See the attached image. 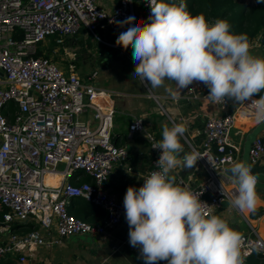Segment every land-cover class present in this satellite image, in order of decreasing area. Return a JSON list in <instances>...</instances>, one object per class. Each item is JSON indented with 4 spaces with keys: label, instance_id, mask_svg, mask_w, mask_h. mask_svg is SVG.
<instances>
[{
    "label": "built area",
    "instance_id": "obj_1",
    "mask_svg": "<svg viewBox=\"0 0 264 264\" xmlns=\"http://www.w3.org/2000/svg\"><path fill=\"white\" fill-rule=\"evenodd\" d=\"M234 1L244 7L257 4V0ZM139 2L141 11L135 10L133 0H0V262L11 255L25 262L39 247L50 248L73 235L105 237L125 217L123 202L105 189L114 165L127 158L126 147L112 140L114 93L96 84L95 70L79 74L76 51L64 72L50 57L38 54V47L49 37L61 45L84 29L94 40L114 49L119 58L135 65L131 46L124 49L116 44L127 29L116 22L130 16L150 22L149 0ZM250 43L256 46V42ZM208 92L203 83L194 82L180 94L149 93L147 97L163 111L165 100L175 104L186 100L210 103L220 112L206 115L199 141L193 135L182 137L189 152L200 154L197 162L204 169V179L194 187L181 177L177 181L201 194L200 199L208 204L206 215H216L233 198L224 173L240 150L232 133L241 135L238 127L256 122L247 105L250 101L214 103ZM87 112L92 113L94 124L79 119ZM187 119L180 116L178 124L187 126ZM128 130L143 131L142 119L135 118ZM146 138L151 157L142 185L152 172L159 171L160 150L152 148L156 141L151 133L147 132ZM248 157L251 164L264 160V132L252 141ZM78 173L89 176L90 181L75 183ZM78 197L105 212L102 223L91 224L69 212L68 206ZM246 221L250 231L241 234V251L247 253L245 264H249L248 256H264V239ZM27 222L34 226L28 228ZM40 230L46 231L45 235ZM131 250L139 247L131 246Z\"/></svg>",
    "mask_w": 264,
    "mask_h": 264
},
{
    "label": "clouds",
    "instance_id": "obj_2",
    "mask_svg": "<svg viewBox=\"0 0 264 264\" xmlns=\"http://www.w3.org/2000/svg\"><path fill=\"white\" fill-rule=\"evenodd\" d=\"M149 6L150 22L131 16L116 22L127 25L116 44L133 49L132 75L153 89L164 87L166 80L174 81L176 92L166 88L173 95L194 82L203 83L210 101H250L247 105L254 111L255 122L264 123V96L253 99L264 90V58L251 54L247 34L230 32L226 19L209 23L203 14L193 16L183 2L149 0ZM186 132L184 124L163 125L162 140L152 146L160 150L159 171L152 172L138 189L127 188L123 204L129 243L139 247L144 264H245L241 233L219 216L206 215L208 204L201 194L176 184L171 175L178 166L190 169L201 158L196 151L185 152L181 138ZM229 172L237 185L231 206L255 212L260 200L252 167L235 162Z\"/></svg>",
    "mask_w": 264,
    "mask_h": 264
},
{
    "label": "crops",
    "instance_id": "obj_3",
    "mask_svg": "<svg viewBox=\"0 0 264 264\" xmlns=\"http://www.w3.org/2000/svg\"><path fill=\"white\" fill-rule=\"evenodd\" d=\"M103 4H105V2H103ZM83 32L84 33H80L76 36L66 38L64 43L61 45L56 44L53 37H49L42 44H40L38 48L41 54L50 57L55 63H60L64 72L68 71V62L71 57V53H75L76 51L77 57L75 61L78 67V72L81 76L87 75L92 72V69L90 72L88 71V73H85L80 66H92V63L95 62V60L105 62L103 58L106 54L100 49L86 44V42L81 39L82 36H87L85 31ZM106 37L107 39H112L110 34H106ZM249 41L256 42V46L251 48V52L257 48L259 49L260 47L264 52L262 32H259V34ZM112 50L113 63L108 65V70L104 72L102 78H98V81L96 78V84L108 90H116L120 87L118 84L122 83L123 85L121 88H126L127 80H119L118 74H120V66L129 63V60L119 58L117 52L114 49ZM260 57H263V55ZM112 67H114V69H112ZM115 78L117 81L114 82V84L111 83L110 81ZM100 81L109 82L112 86H101ZM165 84L176 92V85L174 81L166 80ZM183 91L184 89L177 92V94H180ZM148 94L145 95V98L148 100L145 105L141 102L137 103L136 100H134V103L130 105L127 101H122L119 91L115 92L116 98L114 96V104L116 112L112 128V140L116 145L126 147L127 158L118 161L114 165L111 170L109 180L105 184V189L109 192V194L121 202L124 201V196L129 186L137 189L142 186V178L149 167V160L151 157L149 141L146 138L147 132L153 135L156 142H159L162 140L163 125L166 124L169 128H171L173 126V122L178 124L180 116H183L188 118L187 126L184 124L187 129L185 134L187 136L193 135L194 139L199 141L202 137L201 130L206 115L220 113L217 108L210 103H201L200 101L192 103L187 102L186 100H180L176 104L168 100H165V102L162 101L165 108L163 111L158 108L157 104L154 103L155 106H153L152 103H150L149 99L152 98H148ZM122 95L144 98L143 94L126 93ZM154 95L161 96L173 94L168 91H164ZM254 96L259 99L260 96H264V90ZM117 99H121L120 102L116 103ZM135 118L142 119L144 130L141 132L135 131L130 133L128 130L129 124ZM79 119L84 122H91L94 124L91 112L81 115ZM238 128L242 130V134L235 135L232 133L231 136L232 140L239 145L240 149L236 155L234 163H250L248 149L256 137L262 136L264 132V123H247ZM181 143L184 145L185 152H189L187 145L182 138ZM262 163H264V161H262ZM128 167H130V169H128ZM171 175L174 176L176 184H178V178L181 177L188 186L194 187L204 179L205 173L203 167L197 162L196 165L190 169L178 166L171 173ZM81 181H90V177L83 175L82 173L75 174V183H80ZM236 186L235 182L231 179L226 184V187L232 190L233 197L236 193ZM258 196L260 203L255 212H241L231 206L230 202H225L222 207L217 210L216 215L224 219L228 223L229 227L237 230L241 234H245L250 231L246 221L248 220L256 229L258 234L264 239V195L258 193ZM68 210L70 213L75 215V217L83 219L91 224L102 223L106 216L103 210L79 197L72 201V203L68 206ZM234 213H237L239 216V219H237L235 224L230 222L234 221ZM242 217H245L246 220ZM33 226V223L27 222L28 228ZM34 228L38 227L35 226ZM40 232L44 235L46 233L44 230H40ZM128 232L129 226L125 217H123L119 225L106 232L105 237H100L95 234H79L65 237L59 244L52 245L50 248L46 246L39 247L33 256L29 257L25 262H19L18 255H11L7 256L0 262V264H144V260L141 255L137 256L135 253L128 250L127 246H125L124 243H129ZM51 233L55 235L54 229H51ZM247 261L249 264H264V256L252 254L248 256Z\"/></svg>",
    "mask_w": 264,
    "mask_h": 264
},
{
    "label": "rangeland",
    "instance_id": "obj_4",
    "mask_svg": "<svg viewBox=\"0 0 264 264\" xmlns=\"http://www.w3.org/2000/svg\"><path fill=\"white\" fill-rule=\"evenodd\" d=\"M172 1V3L175 4H179L181 2H183L185 5H189V0H170ZM134 2V8L135 10L139 9L140 11L142 10V6L139 2V0H133ZM260 5V3L257 4L256 7H258ZM254 7V6H253ZM252 7V8H253ZM255 8V7H254ZM251 9V8H249ZM238 11V8H236L234 11L229 12V17H232L236 12ZM209 23H214L216 21V19H214V17H210L207 19ZM255 23V13L254 12H250V16L248 18V22L246 24V27L248 30L253 29ZM84 29H81L80 33H84L83 32ZM261 32V31H260ZM87 36L84 37L82 36L81 39L84 40V42H86V44H89L91 47H95L97 49H100L102 52H105L106 56L103 58V60H105V62L103 61H96L92 63V66H83L81 65V69L85 71V73H88V71L90 72V70L92 69L95 70L98 73V77H97V81L98 78H102V75L104 74L105 71L108 70V65L113 63V50L100 44L99 42H97L96 40H94L89 34L85 33ZM259 34V33H257ZM256 34V35H257ZM255 35V36H256ZM254 36V37H255ZM253 38V37H252ZM250 38V39H252ZM249 39V40H250ZM253 55H255L256 57H260L261 55H263L264 58V52L262 51L261 47L256 50H253L251 52ZM125 63V62H123ZM56 65L62 69V65H60V63H56ZM112 69H114V67H112ZM64 71V70H63ZM135 71V65L133 64L132 61L129 60V63L123 64L120 66V74H118V79H126L127 80V84H126V88H121V86L123 85L122 83H119L118 86L120 85L119 88L112 89L111 91L114 93V96L116 98L115 92L119 91L120 92V96L122 98V101H127L128 104L132 105L134 103V100L137 101V103L141 102L144 105L146 104L147 98H145V95H147L149 92L156 94L159 92H164L167 91L166 88L168 87L166 84L164 87H159V88H151V85L147 84L146 82H143L140 80L139 77L132 75ZM117 79H113L110 82L114 84V82H116ZM100 85L104 86V85H108V86H112L111 83L106 82V81H100ZM110 90V89H109ZM143 94L144 98H139V97H135V96H128V95H122V94ZM261 97V96H260ZM259 97V98H260ZM121 99H117V102H120ZM150 103H152L153 106L155 101L153 99H149ZM162 102V101H161ZM135 106V105H134ZM258 183L256 187H262L264 188V174H258Z\"/></svg>",
    "mask_w": 264,
    "mask_h": 264
},
{
    "label": "trees",
    "instance_id": "obj_5",
    "mask_svg": "<svg viewBox=\"0 0 264 264\" xmlns=\"http://www.w3.org/2000/svg\"><path fill=\"white\" fill-rule=\"evenodd\" d=\"M189 1V5H186V9L193 16L203 14L206 19L210 17H214L216 20L226 19L231 25L230 32L234 34L246 33L248 39L254 37L261 31L262 42L264 44V3H260L258 7H256V5L254 6L255 8H252L236 4L234 0ZM163 2L172 3L170 0H163ZM236 8H238V11L232 17H229V12L234 11ZM250 12L255 13V23L253 29L248 30L246 24L248 22ZM38 54H41L40 50H38Z\"/></svg>",
    "mask_w": 264,
    "mask_h": 264
},
{
    "label": "water",
    "instance_id": "obj_6",
    "mask_svg": "<svg viewBox=\"0 0 264 264\" xmlns=\"http://www.w3.org/2000/svg\"><path fill=\"white\" fill-rule=\"evenodd\" d=\"M262 159L256 161L255 163L251 164V163H246L248 165H250L252 167V171L254 174L258 175V174H264V163H262ZM229 169L230 167H227L224 169V173H225V176L230 180H233V178L231 177L230 175V172H229ZM109 180V179H108ZM234 181V180H233ZM236 184V183H235ZM257 188V191L258 193H261L264 195V188L262 187H256ZM235 214V217H233L234 221H230L231 223L235 224V222L237 221V219H239V216L237 213H234ZM125 246H127V249L132 251L133 253H135L137 256L138 255H141V252H140V249L138 251H133L131 250V245L130 243H124Z\"/></svg>",
    "mask_w": 264,
    "mask_h": 264
}]
</instances>
